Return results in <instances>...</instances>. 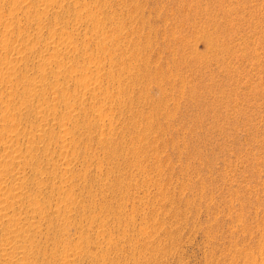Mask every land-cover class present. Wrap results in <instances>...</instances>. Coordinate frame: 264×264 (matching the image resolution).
<instances>
[{
  "label": "rangeland",
  "instance_id": "obj_1",
  "mask_svg": "<svg viewBox=\"0 0 264 264\" xmlns=\"http://www.w3.org/2000/svg\"><path fill=\"white\" fill-rule=\"evenodd\" d=\"M47 1L0 0V67L19 82H0V115L39 77L43 49L80 46L62 72L45 68L71 89L93 78L72 104L69 164L50 176L77 183L73 264H264V0H55L41 13Z\"/></svg>",
  "mask_w": 264,
  "mask_h": 264
},
{
  "label": "bare ground",
  "instance_id": "obj_2",
  "mask_svg": "<svg viewBox=\"0 0 264 264\" xmlns=\"http://www.w3.org/2000/svg\"><path fill=\"white\" fill-rule=\"evenodd\" d=\"M54 1L55 0H48L45 2L44 6L41 7L40 12H48ZM93 14L90 16L92 17L90 19V27L94 30L97 27V21H95L97 18L94 15L95 19ZM98 21L100 22V18ZM42 30L43 29L40 28L38 31V36L40 37H42L45 32ZM50 31L52 30L49 29V33ZM7 32L5 34L3 33L5 37L6 34H8ZM63 43L64 41L62 43H53L42 50L39 55V64L44 69L39 71V77L31 79L27 78L25 82H23L25 83L23 89L24 94H22L24 99L21 98L22 101H20L18 106H14L15 109H10L11 106L8 107L9 109L7 107V109L1 108L3 110L0 115V147L3 146V150L0 151V237L2 239L0 245V264H56L54 263L56 257L60 258V264H73L80 256H78L79 247L72 243L73 241H71V238L69 239L71 233H76L75 231L71 232L76 228L74 227L75 224L71 222V218L75 214L73 213L72 216L73 211L78 214V208L76 211L75 204H77V207L79 204L75 201L76 199H74L75 197L73 196L75 192H73V190L77 183L74 184L73 177H71L73 180L69 181L67 177L66 179H63L65 177L62 178L61 176L59 177L62 178L60 181H55L53 179L51 180L52 177L50 178V176L57 179L59 171L61 172V170L64 169L63 164H69L68 161L71 159L69 158L71 157L69 153L71 150L69 151V148L71 147V143L75 141L73 132L70 128L72 126V128H74V126L78 127V122L72 117V104L74 105V101H77V99L84 94V91L91 86L93 78L84 70L85 73H81L80 77H72L75 79L76 84L74 88L71 89L69 85L65 86L64 84L62 85V82H58L59 80L56 81L49 75L50 72H45L46 67L56 68L62 72L65 63L58 59L59 56L66 54L68 51L78 53L82 50L78 44L73 42V44ZM97 44L100 49H104L105 47L109 48L106 41L102 42V40H100ZM83 54L86 57L87 62H90L89 60L92 59H98L97 55L93 52H89L87 49L84 50ZM6 63H8L7 65L5 64L6 66L4 65V67H0V82H6L11 86L19 87L18 79L16 80L14 75L12 77L13 71L12 73L10 71V69H12L10 66L11 62L8 61ZM71 63L70 66L67 64L68 67L66 66V70L64 71L65 74L68 71L71 74L72 72L74 73L71 69L75 68V62ZM85 69L89 70L90 67L86 65ZM93 70L94 69L91 71ZM21 83L22 82H20V84ZM7 101L8 100L3 101V103ZM35 102L38 103L35 105ZM56 102H64L67 108V110L62 113L58 122H56L57 126L60 128L58 132L54 131L53 125L51 124L52 126H49L50 124L48 122L49 118L51 119L52 116L57 115V109L55 107ZM9 103L8 106L10 105ZM13 110L16 111L13 112ZM29 111L34 113L33 116L35 115V117L39 119V121L36 120L35 124L33 121V123L31 122V129L27 124L29 120L25 119L27 121L25 122L27 126H21V124L24 125L21 123L24 120H18L20 114H24L25 112L29 113ZM105 111L104 109H100L99 113L102 114ZM29 115L31 116V114ZM65 173L66 172H64V175ZM47 192L49 194H47ZM72 204L74 207H71ZM88 217L91 219L92 215ZM90 219L87 218V221ZM92 220H90V224H92ZM79 222L77 223L81 225V222ZM85 224L84 226H81L86 227ZM79 234H81V236L78 237L79 239L84 237L81 232ZM44 236L46 237V242H53L51 243L53 246L62 243L63 247L59 244L62 247H60L62 249L60 253L58 252L57 254L54 251L56 249L48 251L47 246L50 243H48V245L45 244L47 246L40 244L41 241L44 242V240H41ZM80 240V242L83 241L82 239ZM92 241L94 242V240ZM96 255L98 256V254ZM95 260L98 261L99 259Z\"/></svg>",
  "mask_w": 264,
  "mask_h": 264
}]
</instances>
